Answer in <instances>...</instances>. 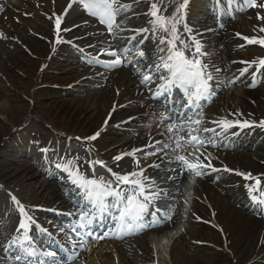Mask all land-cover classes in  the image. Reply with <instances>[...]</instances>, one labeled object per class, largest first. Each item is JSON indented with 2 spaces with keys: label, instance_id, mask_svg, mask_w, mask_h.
I'll return each instance as SVG.
<instances>
[{
  "label": "bare ground",
  "instance_id": "6f19581e",
  "mask_svg": "<svg viewBox=\"0 0 264 264\" xmlns=\"http://www.w3.org/2000/svg\"><path fill=\"white\" fill-rule=\"evenodd\" d=\"M136 1L120 0L122 4L129 6L130 10L123 12L126 18L121 19L123 22L120 23L125 25L118 30L132 34L137 42L145 40L144 52L147 53V58H152L156 64H160L157 59L162 46L158 41L159 38L156 39V37L157 32L161 30L155 28L149 19L150 6L147 0L139 3ZM183 1L154 0L151 4L159 8V14L175 18L178 12L177 4L181 6ZM202 1L204 0L190 1L185 30L194 32L198 27V22H204L198 27L200 28L198 30L202 32L198 34V38L201 44L205 43L204 45L207 46L205 52L212 50L219 56L218 60H206L209 75L216 85L221 83L218 94L227 87L233 89L231 96L224 102L227 110L226 116L216 114L209 108L206 120L218 122L221 125L230 122H237L241 125L244 123L261 125L264 123V64L261 63L264 62V46L259 43L249 44L248 40H264V31H260L264 29V7H260L264 5V0H257L259 3L256 7L258 10L256 15L253 11H247L241 0H229L232 4L223 15V31L219 32L217 40L213 38L214 31L209 30L210 21L214 17L213 9L209 8L212 1L205 0L209 3L205 6L202 5ZM68 2L69 0H25L24 5H9L5 14L0 18V121L3 122L0 126V142L4 139H11L16 149L13 144L12 149L8 151L17 153L22 150L21 155L32 161L36 169L38 166L41 175H38L40 182H35L32 186L35 193L45 191L51 197L64 193L69 196L68 202L75 206L72 209L68 206L71 210H66L75 212L78 207H84L85 203L80 191L75 190L68 183L71 176L68 168L71 163L61 162L54 155H46L45 158L44 156L27 155L29 152H24V146L25 142L28 143V137H22L25 134L22 128L37 120L54 133L85 139L103 127L105 117L113 110L107 126L97 138L88 141L87 146L101 145L100 140L116 137L118 140H114L111 145L107 146L108 150L103 151V154H98L97 158H90L94 161L101 160L107 168L112 169L114 167H111V164L114 165L115 162L113 161L114 156H123L121 167L130 168V170H125L128 172L134 168L128 162L129 154L132 152L130 143H126V138L137 134L139 128L137 127L138 121L136 125H130L127 122L124 124L122 120L126 118L125 114L129 108H133V111L136 109L135 112L127 117L138 115V120H141L144 115H153L159 119L163 117L161 114L163 105L160 101H152L153 85L149 87L146 85L142 89L143 85L148 82L145 77H149L151 73L138 66L139 62L134 59V56L128 54V50H125V57L121 60L122 69L113 72L100 69L89 73L86 71L80 75L81 79L76 89L67 88V85L77 81L79 77L72 82H67V79L62 77L66 73V70L61 68L62 62L68 61L70 54H75V51L68 50L64 43L68 41L69 44H75L78 47H87V45L91 47L90 41L101 36V32L99 35L96 34L98 32L95 30L100 28H93L95 21L92 20L74 30L72 41L69 42L65 29L77 24V18L83 9L75 2L63 19V10ZM221 4L226 5L224 2ZM12 10L34 17L39 21L37 23L39 27H28L24 17ZM241 11L244 12L243 15L234 20L231 19L235 13H242ZM57 19H63V23L59 42L54 47L52 42ZM69 21L72 24L68 26ZM127 23L131 27L130 30L126 28ZM14 24L20 27V31L13 27ZM144 29L147 31L137 34L138 30ZM116 32L115 30L110 36L112 38L110 41L115 45L121 44V50L124 42L117 38ZM98 39L99 42L102 41L101 37ZM222 65L225 67L223 71H228L224 79L216 75ZM92 86L100 87L99 98L106 97L104 103L107 102V109L98 108L102 113L100 119L92 117L91 106L95 104L93 101L90 100L86 107L83 104L80 108L75 103V99L70 101L67 97L68 93L75 90L83 92V88L87 87L90 93L92 90L95 92L96 88L91 89ZM93 94L95 93H92V97ZM88 97L89 95L86 98ZM220 108L224 110L223 106ZM183 132H186V129L181 130L180 134ZM40 134L36 131L31 135ZM137 137L132 138L134 143L142 141ZM29 138L34 141L31 136ZM204 138L208 146L202 148L200 155L196 153L195 155L194 150H190L191 160H186L187 164L197 165L200 162L207 164L210 160L211 166L214 167H228L251 177L261 175L264 186L263 130L251 126L240 127L223 130L217 136L205 134ZM187 141L189 142L190 139ZM168 143L167 140L163 141L160 147ZM137 145L136 148L146 146V143ZM31 146L34 148L36 142H32ZM41 146H44V143ZM183 146L182 144V150ZM118 147L120 148L115 153L111 152L112 149ZM67 150L63 146L59 147V151L64 154L68 152ZM153 150L155 149H150L151 152ZM204 156H207L208 160H205ZM109 158L112 160L110 161ZM52 161L65 169L64 175L57 172V169L51 168ZM150 163L155 168L168 171L165 181L158 176L151 177L155 168L152 170L146 168L142 175L133 177V179L145 183L146 188L151 187L153 191L157 189L159 205L168 198L165 195L169 191L176 190L177 187H181L180 194L185 199V204L191 202L192 205L184 216L181 215L180 218V215L174 214L170 221H164L162 216L156 213L155 218L162 221L161 226L148 230L157 238L162 237L161 241L156 238L151 239V244L157 249V253L168 254L171 264H246L245 257L250 258L248 264H264V209L252 208L245 195L244 188L249 186L246 180L234 175L210 174L202 170L206 174L197 176L196 184L193 186L190 180L185 181L190 173L183 172L182 163L177 162L176 152L171 151H166L163 158L152 159ZM96 169L95 167L88 168L86 164V178H89L90 171H93V179L102 180ZM26 170L30 171L29 168ZM122 170L124 169L116 168V172ZM134 173H141V170L137 169ZM11 174L12 171L11 173L8 171L7 174L1 176L0 172V184L3 185L0 187V220H3L6 214L8 217L19 215L15 205L6 195L8 191L14 196L18 195L24 203L31 206L32 209L29 210L33 211L37 206L29 201L31 195L26 197L18 192L20 189H16L17 186L1 182L2 178ZM122 175L125 174H118V176ZM34 176V173L28 172L24 176V181L27 182ZM165 187L169 191H161ZM161 193H163V198H160ZM67 204V201L63 202V206L67 207ZM3 206L6 209H1ZM153 219L152 214L143 224H151ZM2 248L5 249V246ZM88 249L84 253L78 252L77 249L73 250L74 264H151L149 256L152 254L143 236L119 244L116 242L110 245L103 244V247L99 249L103 251L100 262L90 261V258L86 256ZM3 250L1 249L0 252ZM11 251L13 252L10 256L15 260L19 258L21 262L31 263L29 257L27 258L23 252L19 254L18 250L12 248L9 252ZM62 262L67 264L66 261ZM48 264H55V262Z\"/></svg>",
  "mask_w": 264,
  "mask_h": 264
},
{
  "label": "snow or ice",
  "instance_id": "6c2138e0",
  "mask_svg": "<svg viewBox=\"0 0 264 264\" xmlns=\"http://www.w3.org/2000/svg\"><path fill=\"white\" fill-rule=\"evenodd\" d=\"M75 2V0H74ZM79 2L83 5L87 14L97 18L100 23L104 24L109 30H111L114 26L119 28L120 25H115V19L118 15L123 14L124 11L130 10L129 6L124 5L120 2V0H79ZM252 8H256L258 5L255 3H250L249 5ZM260 7H264V5H260ZM160 10L153 5V11L150 13L152 16L154 27L162 30L165 33L171 31L172 33V43L171 48L172 52L168 56L167 60L164 63L156 65V70L167 72L168 75L165 77L170 83V85H175L177 87H182L186 97L188 98L189 103H187V108L182 113L184 119L189 117H194L198 115L201 111V105L197 103L201 98H204L205 93L208 91L207 84L205 79L203 78V70L200 67V62L198 59L189 60L183 52L176 50L175 40H178L179 37L175 35V27L171 26L170 28V20L174 19V17L165 18L161 16ZM260 19V17H258ZM60 20L57 19L56 27L59 31ZM144 30H138L137 34H142ZM260 31H264V29H260ZM111 34V31L109 32ZM135 39V37H133ZM59 42V41H57ZM164 43V41H161ZM249 44L259 43L261 46H264V40H248ZM199 52V45L196 46V52L193 53L195 57ZM141 57H143L144 53L141 50L138 53ZM100 55H107L114 57L115 59L109 63H105L103 66L112 67L119 66L121 64V60L124 57L123 53H117L115 50L109 52H101ZM264 64V62H261ZM145 79H150V77H145ZM208 80L211 79L209 76ZM190 109V111H189ZM165 119H168L167 117ZM203 121L193 120V124L196 127H199L203 124ZM229 125L225 124V128ZM243 127H250L251 125L244 123L240 125ZM264 127V123L261 124ZM196 127L192 128L189 131V135H191L192 131L196 130ZM180 129L183 131L184 126L181 122ZM172 129L169 128V131ZM209 130H206V132ZM211 131H215L214 129ZM206 134V133H205ZM96 137H92L95 139ZM192 147H207L208 144L205 141L204 135H197L192 138L188 142ZM203 155V154H202ZM122 157H117L119 160ZM205 160H208L207 156H204ZM178 163H182L183 172H188L190 174H194L198 177L205 175L206 173L202 171V169L208 168L211 166V161L207 164L200 162L197 165L187 164L184 161V158L178 157ZM215 171V169H213ZM72 175V173H69ZM241 175L240 173H237ZM142 173H130L126 176H118L113 174L112 179L105 184L102 180L96 179H88L79 174L73 176L72 183L81 190L84 196L85 204L88 205L89 211L92 208H95L99 211L100 215H108L109 208H115L117 210V215L113 217L114 225L108 229L112 234L109 236L107 234H103L100 236L93 235L90 231H86L84 237H81V240L84 241L87 237H90L93 242H97L100 239H122L125 233H128V229L132 228V232L130 234H138L139 231L148 230L153 227L161 226L162 221L160 219L155 218L156 213H153V221L151 224H143V213L146 209V204L144 201H147L149 204L152 203V196L159 195L158 192L153 191L151 187L145 186L143 182H137L133 179V177L140 176ZM245 180L253 179L250 175L244 176ZM113 184L116 186L113 187ZM260 181H256V185L258 186ZM123 185H127V188L122 187ZM251 191H256L255 188H250ZM109 198L112 199L113 203L108 204L106 200ZM171 211V210H170ZM161 216L164 221H170L172 219L170 214H163ZM97 219L99 216L96 217ZM87 219V212L82 213L79 216V220L84 221ZM118 221V222H116ZM78 228H90L91 223L85 225L83 223L77 224ZM48 255H52V253H48Z\"/></svg>",
  "mask_w": 264,
  "mask_h": 264
},
{
  "label": "rangeland",
  "instance_id": "374dc122",
  "mask_svg": "<svg viewBox=\"0 0 264 264\" xmlns=\"http://www.w3.org/2000/svg\"><path fill=\"white\" fill-rule=\"evenodd\" d=\"M15 4H19V5H23V3H19L18 1H16ZM257 9L254 10L253 14H257ZM18 15H22L28 25V27L34 28V27H39L38 26V20L34 19V17H30L28 15H25V13H20V12H14ZM42 15V14H41ZM17 16V15H16ZM5 20H7V17L5 16ZM13 27L20 31V27L17 26V24H14ZM136 53V52H134ZM212 52H209V56H211V59H213L215 56L214 54L212 55ZM73 61V57L72 55L69 56V60L68 61H64L62 62V69L66 70L65 75H63V78L67 79V82H72L73 80H75L77 77H79V79L77 80V82L80 80V74L81 71H84V69L82 68V66L80 64H73L71 63ZM144 61H141V66L144 65ZM78 67H80V70L78 69ZM77 82H72V84H70V88L71 85L76 84ZM96 88V91L92 93H95V95L92 97V93H90L87 88H83V92H79V91H73L72 93H68L67 97L70 98V101H74L75 99V103L82 108V105L84 104L85 107L88 104V102L91 100L93 101L95 104L92 105V117L93 119H100V116L102 115V113H100L99 109H107V102L104 103V101L106 100L105 96H102L101 98H99L100 96L98 95V93H100V87H93ZM73 89H76V87H73ZM232 88H229V91L226 92L222 97H220L218 100H215L212 104V108H214L216 113L222 114L223 116L226 115L227 110H226V104H224V102L227 100V98H229L232 94ZM99 91V92H98ZM97 93V95H96ZM89 95L88 98H86ZM99 98V99H97ZM97 99V101H96ZM92 104V103H91ZM220 106L224 107V110H221ZM130 111H128L129 113ZM147 118V119H146ZM147 121V123H144V121ZM140 127L142 129L147 130V133H145V135L151 132H157V124L155 123H151V119H148V117H144L143 120L141 122H139ZM3 125V122L0 121V126ZM23 129V132L25 133L22 137L27 136L28 138L31 136V138L35 139L36 142V146L33 148L30 147V149L32 150L33 154L39 155V154H43L44 152H48L49 155L54 154L55 156H57V152L59 151V148L56 146L57 144L61 143L65 146V148H67L68 152H69V156L66 157L64 153L59 154L60 158L62 159V161L64 162H69L71 163L70 165V169L76 173V174H82V170L81 167H84V148L78 147L75 145V143H73L72 139H64L65 135L62 136L63 139H61V141L59 142L58 140V136L57 135H53L50 134V129L45 127L43 125V123H41L40 121L34 120L33 122H31L28 125H25ZM21 129V130H22ZM38 131L39 133H41L40 135H38L37 137L32 136L31 134H35V132ZM20 137V138H22ZM116 140V137H113L111 139H104V140H100V144L101 145H95L92 148H96V152L98 154H103V151L108 150L106 147L111 145V143ZM30 141V140H29ZM49 143H48V142ZM44 143V147L41 146ZM14 143L11 142V139H4L3 142H0V172H1V176L5 175L8 173L12 174L6 178H2L1 182H5L6 184H12L14 186H17L16 189H20L18 190V192L23 193L24 195H26V197H30L31 195V199H34L35 202H40V201H56V199H51L47 196V194H45V191L41 192L38 191L35 193V189H32V186L35 184V182H38L39 177V171L36 170V168L34 166H32V161H30L27 158H24V156H22V150L21 152H17V153H11L10 149H12V145ZM41 144V145H40ZM39 146V147H38ZM111 148L113 146H110ZM112 149L111 152L115 153L118 149ZM14 149H16L15 144H14ZM25 149H28V146L25 145ZM104 149V150H103ZM86 151V150H85ZM26 168H29L30 171H27ZM60 171H62L60 169ZM28 172H32V174L34 173L35 176L33 178H31L30 180H28L27 182L24 181V176L26 173ZM102 173V172H101ZM38 176V177H37ZM104 179V177H102ZM23 179V180H22ZM27 180V179H26ZM40 182V181H39ZM71 182V181H70ZM31 183V184H29ZM20 186V187H19ZM56 198V197H53ZM145 242L147 243L149 249H150V253L153 254V251L155 252L154 245L151 244V239H155V236L151 233L147 234V235H143ZM103 247V246H101ZM100 247V248H101ZM99 245H93L91 247H89L88 249V253H86V256H88L90 258V261H95V262H100L101 261V255H103V251L99 250ZM156 253V252H155ZM149 259L154 260L157 259V264H170L169 261L167 259H164L162 257V255L156 256L154 254V256H149ZM244 261L246 264L250 263V258L249 257H245ZM153 264L154 263L153 261Z\"/></svg>",
  "mask_w": 264,
  "mask_h": 264
}]
</instances>
